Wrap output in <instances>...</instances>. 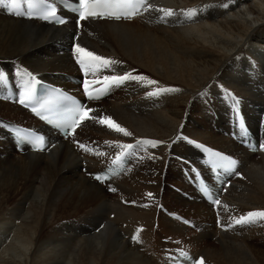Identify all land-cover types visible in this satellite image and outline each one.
<instances>
[{
	"label": "bare ground",
	"instance_id": "bare-ground-1",
	"mask_svg": "<svg viewBox=\"0 0 264 264\" xmlns=\"http://www.w3.org/2000/svg\"><path fill=\"white\" fill-rule=\"evenodd\" d=\"M152 6L132 21L90 18L77 29L74 22L53 26L15 17L0 5V79L9 72L77 92L81 87L66 79L78 74L76 43L120 62L89 72V81L126 72L147 78L111 86L102 101L90 102L91 116H110L132 133L88 119L74 140L85 138L92 152L53 137L47 152L18 150L4 121L38 122L0 97V264H171L170 255L184 249L205 264H264V219L234 223L264 210V157L245 153L230 136L246 118L264 143V0H153ZM157 8L175 12L163 18ZM159 88L179 91L148 95ZM232 97L239 101L235 108ZM123 144L137 145L125 171L104 184L95 181L93 174ZM205 149L234 154L243 170L219 216L206 202L184 196L182 169ZM171 170L176 189L166 186ZM162 200L170 211L180 207L197 230L158 211Z\"/></svg>",
	"mask_w": 264,
	"mask_h": 264
},
{
	"label": "snow or ice",
	"instance_id": "snow-or-ice-1",
	"mask_svg": "<svg viewBox=\"0 0 264 264\" xmlns=\"http://www.w3.org/2000/svg\"><path fill=\"white\" fill-rule=\"evenodd\" d=\"M22 3V0H0V5H4L8 12L16 15V16H29L31 17L33 13L31 11L24 12L17 10L19 5ZM136 3V11L131 12H117L112 11L110 9L113 8H119V7H132L133 6V0H78L77 7L75 11L79 13L78 20L79 21H86L90 18H108V17H114L115 19H121L127 18L129 16L134 17L137 14V11L140 7H143L145 11H148L153 8L151 3H147V0H135ZM227 7V5H225ZM156 11H159L162 13L163 18H168L174 15L175 10L171 8H157ZM183 11V10H181ZM195 10H191L189 12V16L194 14ZM44 20H55L56 23L64 24L66 21L65 19H61L57 17L56 11L54 8H51L46 14H43L41 16ZM74 50L76 53L75 59L76 62L80 65V67L85 70V74L87 75L89 72L94 71H100L103 70H112V66L120 63L118 61H115L111 58H106L103 56L98 55L94 51L89 50L88 48L82 47L79 43L74 44ZM144 79H147L146 77L142 75H133L130 72H126L122 75L117 74H111V75H103L102 81L96 80L93 81V83H103L104 88L103 90L107 92L110 86H119L124 84L126 81L136 80V81H143ZM149 84L155 85L158 84V81L155 80H149ZM83 87L88 93L89 99H98L99 97H94L91 95L90 92H88L89 88V81L85 79L83 81ZM167 91H179V89H169V88H159L156 91L149 92L148 95H158L161 92H167ZM233 99V108L239 103L238 100L235 99V97H232ZM20 103H24V100H20ZM33 111H36V109H33ZM74 113H77L78 116L74 115L72 124L70 126V130L72 133H74L75 128L79 127L80 123L83 121H86L88 119H98V122L102 125H106L107 127L113 129L116 132L123 133L125 136H131L132 133L129 132L126 128H123L121 125H119L116 121L112 119V117H94L91 116L90 113L95 111L94 109L87 108L84 105H81L77 103V106L73 110ZM45 119H47L45 117ZM18 135H20L19 131L17 132ZM23 140L31 143L33 146H35L38 150H43L44 147V137L43 136H37L35 138L29 137V136H22ZM182 137H177V139H181ZM109 143V142H106ZM163 143L161 141H154V140H140L137 142V144H147L151 145L152 147H156L158 144ZM194 143V142H193ZM78 147L83 149L87 152H92L93 150L84 144H80L77 141ZM117 147L121 148L122 150L117 154L116 158L112 161V164L123 166L124 161L129 156L135 155V148L137 145L133 144H123V145H116ZM199 147H203L202 145H198ZM261 147H264V145H261ZM127 150V151H124ZM206 152H208L209 155V161L210 163H213L217 167H225L231 169L232 166L236 163L234 160H231L230 158L223 157L220 153L212 151L211 149H205ZM96 155H104V153L97 152ZM221 161H226V163H221ZM95 179L97 181H102L105 179H108V176L105 173H100L95 175ZM112 191H116V189H111ZM205 191L207 189L205 188ZM149 196L152 194L149 193ZM215 204L219 205L220 201L219 199L214 201ZM224 207H227L224 205ZM258 218L264 219V210H253L246 213V215H242L239 218L235 219L234 223L236 225H245L252 222H255ZM232 224H229L228 227H232ZM139 231V230H138ZM136 239V237H133ZM182 255H185L182 253ZM196 264H205L203 258H200Z\"/></svg>",
	"mask_w": 264,
	"mask_h": 264
},
{
	"label": "rangeland",
	"instance_id": "rangeland-1",
	"mask_svg": "<svg viewBox=\"0 0 264 264\" xmlns=\"http://www.w3.org/2000/svg\"><path fill=\"white\" fill-rule=\"evenodd\" d=\"M100 81H101V79H100ZM111 98L113 99V97L111 96V97L109 98V101H113ZM110 99H111V100H110ZM77 141H78L80 144H84V142H85V138H83V137L77 138ZM77 141H76V143H77ZM77 145H78V144H77ZM183 161L185 162V160H183ZM169 173H170L169 176H168L169 179L166 180V186H167V187H171V188H175V186H176L175 184L177 183V180H176L177 178L175 179V177H176V175H177V172H176L175 170H171ZM174 180H175L176 182H175ZM172 182H173V183H172ZM174 183H175V184H174ZM172 184H173L174 186H173ZM165 191H166V190H165ZM125 201H126V200H123L122 203H124L123 205L126 206L127 204H125V203H126ZM179 208H180V207L175 206L174 209L180 211L181 208H180V210H179ZM218 225H220V224H218ZM213 241H215V240H213ZM176 246H178V245H176ZM176 246H173V247H176ZM173 247H172V248H173ZM173 250H174V249H173ZM175 250H178V249H175Z\"/></svg>",
	"mask_w": 264,
	"mask_h": 264
}]
</instances>
